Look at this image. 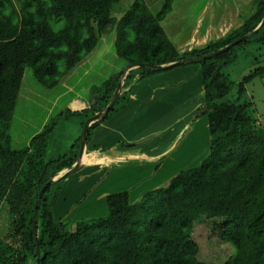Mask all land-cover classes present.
Wrapping results in <instances>:
<instances>
[{"label": "trees", "instance_id": "16d2710c", "mask_svg": "<svg viewBox=\"0 0 264 264\" xmlns=\"http://www.w3.org/2000/svg\"><path fill=\"white\" fill-rule=\"evenodd\" d=\"M120 1L0 0V212L5 208L11 216L3 236L0 224V264H38L35 203L52 177L76 163L81 144L79 136L70 154L47 159L59 122L54 118L27 146L12 147L11 129L26 71L31 68L45 88L61 86L63 76L90 56L108 33L115 34L118 57L128 66H139L104 81L103 92L94 86L91 91L98 96L83 110L67 109L90 118L108 106L123 80L118 102L90 126L88 140L101 121L126 105L136 83L168 68L199 64L205 105L191 126L207 115L210 152L137 202L131 201L128 189L109 194L108 213L93 218L56 219L59 195L53 186L67 177L51 184L39 207V264H216L199 258L201 246L194 230L205 220H214L218 236L233 247L223 264H264V121L256 115L252 99L246 98L247 83L264 77V24L255 31L264 18V0L253 1L239 26L185 52L162 24L174 0H164L157 12L146 0H135L117 17ZM253 31L216 56L184 61L215 52ZM251 48L253 54L259 52V65L236 85L238 97L225 99L235 87L226 67ZM172 63L176 64L162 67Z\"/></svg>", "mask_w": 264, "mask_h": 264}, {"label": "rangeland", "instance_id": "374dc122", "mask_svg": "<svg viewBox=\"0 0 264 264\" xmlns=\"http://www.w3.org/2000/svg\"><path fill=\"white\" fill-rule=\"evenodd\" d=\"M134 1L135 0H121L115 6L114 15L119 17ZM146 1L151 4L154 12L160 10L164 2V0ZM253 1L254 0H174L172 11L169 12L162 24L169 37L180 49H183L182 52H185L194 47H203L210 42V40L225 35L232 27L239 26L242 23V19L246 17L247 13L251 10L250 7ZM59 27L60 24L55 25V28ZM114 36V33L105 34L95 51H93L90 56H87V58H85V60L72 72L63 76L60 84L61 86H57L53 89L45 88L36 81L33 70L31 68L27 69L11 129L13 135V148L19 149L27 146L31 138L39 133L45 124L57 118L59 122L50 140L46 158H57L72 152V145L79 136H82L84 125L89 118L86 119L85 116L82 115H73L67 110L70 108V98L74 95H81L83 98H89L88 100L90 101L91 98L97 94L91 91L94 86H96L100 92H103V82L128 67V62L118 57L116 53V48L113 43ZM258 54L259 52L253 54L252 48L248 51L241 52L237 61L226 67L227 73L235 83V87L225 99L235 100L238 97V87L236 85L245 75L259 65L260 62L258 63L256 57ZM68 87H73L75 92L64 96L62 92ZM246 87V98L250 97L252 99L254 107L256 108V115L260 120L264 121V77L254 78L247 83ZM192 93H195V88L191 94ZM192 98H194V96H192ZM120 109L121 108L117 111ZM64 111L65 114H61V112ZM203 116L207 118V115H202L201 117ZM85 119L86 121L84 125H82ZM149 138L148 142L151 140V137ZM119 143L121 147H128L127 144H131L129 142L126 143V141H119ZM145 143H147V141H145ZM142 144H144V142H136V146ZM79 152L80 148L78 154ZM164 159L167 160L168 157H164L161 162ZM166 164L167 162L165 161L162 164V169L165 170L168 168L164 167ZM121 165H118L120 166L119 168L126 166L125 164ZM118 166L115 165V169H119ZM160 166L161 165H159V167ZM131 171L134 173L136 169ZM82 176L83 172H76L66 178L69 179L67 184L65 179L53 186L54 189L58 191L59 197H61L64 190L67 189L66 200H69V205L75 202L85 203L88 200L96 199L97 193L96 191L93 192L95 189V185L93 184L97 182L98 176L92 178L90 176L86 180H83ZM172 177H170L169 180H171ZM156 179L157 176L150 182L145 181L144 178L136 182L135 176L131 178L134 183L136 182L137 184L139 183L140 185L146 186L144 188L146 190H144L145 193L157 188L156 184L158 182ZM169 180L167 182H169ZM147 184L149 186H147ZM165 184L167 183L163 185ZM70 185L74 186L72 192H70ZM145 193H143V195ZM63 213L64 211L60 210L56 213V216H61ZM97 216L96 214L90 217L93 218ZM10 220V213L3 208L0 212L2 236L8 231V228L5 226H10ZM214 226V220L198 221L194 230V238L201 246L199 258L202 261L223 264L232 255L233 247L229 242L222 240L218 236V231Z\"/></svg>", "mask_w": 264, "mask_h": 264}, {"label": "crops", "instance_id": "0c3cea01", "mask_svg": "<svg viewBox=\"0 0 264 264\" xmlns=\"http://www.w3.org/2000/svg\"><path fill=\"white\" fill-rule=\"evenodd\" d=\"M194 88L195 93L191 94ZM74 92L73 87H68L62 94L65 96ZM130 94L124 107L91 131L81 169L77 171L83 172V180L98 176L93 184L96 199L69 205L65 189L54 206L56 219L70 221L96 214L105 215L108 213L107 196L124 189H129L131 201L137 202L146 187L137 184L138 180L144 178L150 182L157 176L156 187H159L168 183L170 177L180 170L198 165L209 154L211 138L208 117L199 118L191 126L194 116L205 105L199 64L177 66L155 73L136 83ZM88 99L74 95L70 98V107L74 111H81L90 105ZM149 137L151 140L148 142ZM119 141L131 144L141 141L144 144L121 147ZM163 157H168L164 159L167 162L164 167H168L165 170L162 169L165 162H161ZM121 164L126 166L119 168ZM115 165L119 169H115ZM134 169L136 172L132 173ZM132 176H135V183L131 180ZM70 188L72 192L74 186L70 185ZM60 210L64 213L56 216Z\"/></svg>", "mask_w": 264, "mask_h": 264}, {"label": "water", "instance_id": "95a60500", "mask_svg": "<svg viewBox=\"0 0 264 264\" xmlns=\"http://www.w3.org/2000/svg\"><path fill=\"white\" fill-rule=\"evenodd\" d=\"M264 24V18L262 20V22L259 24V26L256 28L255 31H257L262 25ZM255 31L235 40L234 42H232L230 45L224 47V48H221L215 52H212V53H209L207 55H204V56H201V57H197V58H189L187 60H184V61H189V62H198V61H202V60H205V59H208V58H211L213 56H216L217 54L229 49L231 46L235 45L236 43H238L239 41L249 37L250 35H252ZM181 62V61H178V63ZM177 63V62H176ZM176 63H172V64H168V65H164L162 66L163 68H167L169 66H172ZM139 65L137 64H134L132 66H129V68L127 69L125 75L133 68H136L138 67ZM124 75V76H125ZM122 88H123V80L119 82L118 84V87L110 101V103L108 104V106L105 108V109H100L95 115L91 116L85 123L84 125V128H83V132H82V136H81V144H80V152H79V155H78V159L76 161V163L71 167V168H67V169H64L62 170L60 173L56 174L54 177H52L40 190V193H39V197L35 203V212H34V233H35V237H36V245H37V263L39 264L40 262V245H39V237L37 235V221H38V216H39V207L41 205V202H42V199H43V196L45 194V192L47 191L48 187L55 183L56 181L60 180L61 178H64V177H68L72 174H74L75 172L79 171L81 169V166H82V157H83V154L85 153V149H86V146H87V143H88V132H89V128L90 126L92 125V123H94L95 121L97 120H100L102 118L105 117V115L115 106V104L118 102L119 98H120V95H121V91H122Z\"/></svg>", "mask_w": 264, "mask_h": 264}, {"label": "bare ground", "instance_id": "6f19581e", "mask_svg": "<svg viewBox=\"0 0 264 264\" xmlns=\"http://www.w3.org/2000/svg\"><path fill=\"white\" fill-rule=\"evenodd\" d=\"M83 157H84V154H83ZM83 157H82V158H83Z\"/></svg>", "mask_w": 264, "mask_h": 264}, {"label": "clouds", "instance_id": "9594fccd", "mask_svg": "<svg viewBox=\"0 0 264 264\" xmlns=\"http://www.w3.org/2000/svg\"><path fill=\"white\" fill-rule=\"evenodd\" d=\"M60 173V172H59ZM69 177V176H68Z\"/></svg>", "mask_w": 264, "mask_h": 264}]
</instances>
